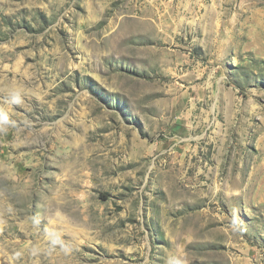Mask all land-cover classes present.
<instances>
[{
  "label": "rangeland",
  "instance_id": "1",
  "mask_svg": "<svg viewBox=\"0 0 264 264\" xmlns=\"http://www.w3.org/2000/svg\"><path fill=\"white\" fill-rule=\"evenodd\" d=\"M0 264H264V0H0Z\"/></svg>",
  "mask_w": 264,
  "mask_h": 264
}]
</instances>
